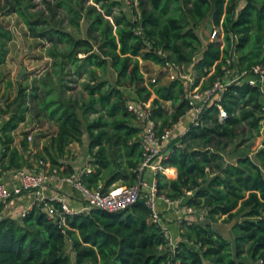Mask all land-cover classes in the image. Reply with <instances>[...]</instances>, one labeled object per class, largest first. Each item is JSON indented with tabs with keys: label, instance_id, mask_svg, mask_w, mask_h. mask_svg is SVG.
<instances>
[{
	"label": "trees",
	"instance_id": "16d2710c",
	"mask_svg": "<svg viewBox=\"0 0 264 264\" xmlns=\"http://www.w3.org/2000/svg\"><path fill=\"white\" fill-rule=\"evenodd\" d=\"M32 1L0 0V17L14 13L31 35L48 41L46 57L53 70L30 85L16 81L12 98L0 96V119L8 114L0 125V176L14 169L37 171L30 158L59 170L70 153L68 145L81 143L86 134L91 159L81 176L83 186L103 192L116 183L134 186L144 157L142 127L127 110L122 88L144 104L154 97L149 108L157 136L190 108L181 79L147 82L140 61L174 64L180 71L191 67L193 86L201 90L227 68L246 74L255 65L264 67V0H130L132 19L118 0H41L42 8L34 11ZM208 17L222 40L203 45L197 28ZM11 38L10 28L0 21V67ZM107 68L115 75L112 83L105 77ZM82 77L85 98L65 96L72 90L68 84ZM243 77L173 138L160 160L158 194L203 211V221H180L173 251L143 196L123 210L72 214L45 199L55 208L53 214L36 201L21 218L1 215L0 264H264V131L260 148L250 154L264 116L259 89ZM218 105L226 111L222 120ZM36 118L56 127L48 144L34 151L26 129L15 145L19 125ZM170 167L175 178L164 173ZM67 168L64 174L73 172ZM218 219L232 224L231 239L212 227Z\"/></svg>",
	"mask_w": 264,
	"mask_h": 264
},
{
	"label": "built area",
	"instance_id": "2783aa9c",
	"mask_svg": "<svg viewBox=\"0 0 264 264\" xmlns=\"http://www.w3.org/2000/svg\"><path fill=\"white\" fill-rule=\"evenodd\" d=\"M128 4H130V0H128ZM215 35L216 29H213L210 39H213ZM226 62L229 64L230 59L227 58ZM164 67L173 70L175 73H179V77L177 78L181 79L184 83L185 98H187L190 108L177 123L173 124L171 127L163 129L162 133L157 136L156 123L155 120L151 118L150 114V104L141 103L135 100L136 98H127V110L134 115L138 124H140L142 127L140 138L144 157L143 161L138 167L139 180L137 184L134 186L115 185L109 187L104 192L100 191L99 189L89 190L85 188L81 182V176L84 172H86V169H82L77 173L64 177L63 180L72 185L79 193L80 197H82L84 200L85 204L82 211H87L90 208H99L110 212L123 210L133 204L140 196L145 197L146 205L151 212L150 218L152 222H155L157 225H159L160 228L165 232L168 238V244L173 251L177 243L171 241V235L164 222L162 212L158 207V201H161L167 205H176L177 207L175 208V211L179 215H193L197 218L199 217L203 219V211L194 209L192 207L181 206L182 200H171L164 195L158 194L155 174L159 170L162 171L160 160L163 157H166L168 154L169 150L167 146L169 142L173 138L182 135L191 123H196L201 113L210 104L217 103L222 98L225 88L229 84L237 81L240 77H242V75L244 76L243 81H246L248 84L256 86L259 89L262 106L261 110L264 116V67L255 65L252 67L251 71L246 74H240L233 69L230 70L227 68L225 69L224 75L220 79L214 81V83L209 88L204 90H201L199 85L193 86V76L191 75L188 77L184 75L185 73H182L178 66L166 63ZM247 76L250 78L246 79ZM153 81H155V79H152V82ZM186 116H189V121L187 120V122L183 124V119H186ZM225 117L226 111L220 105H218V119L222 120ZM261 124V129L264 131V118L261 120ZM27 140L30 142L33 141V136L29 134L27 136ZM37 166V171H27L25 169L12 170L11 174L18 182L15 188L11 191L0 182V205L5 204L8 200H11L12 197L23 192L34 190L38 195L39 189L45 186L48 182L58 178V170L56 168H51L48 163L39 160ZM147 174H149L148 179L146 177ZM190 193L191 192H187V194ZM47 199L48 201L56 200L59 202L62 213L72 214L77 212L67 206L62 198ZM43 200L45 199L38 196L35 202H44V209L49 212V214H53L55 208L47 201ZM30 208L31 206L19 210L15 218L23 217Z\"/></svg>",
	"mask_w": 264,
	"mask_h": 264
},
{
	"label": "rangeland",
	"instance_id": "374dc122",
	"mask_svg": "<svg viewBox=\"0 0 264 264\" xmlns=\"http://www.w3.org/2000/svg\"><path fill=\"white\" fill-rule=\"evenodd\" d=\"M108 1H114V0H108ZM118 1L121 2L122 7L125 9L129 17L132 19L133 13H132L131 5L128 4V0H118ZM1 2L3 3V0H1ZM85 2H86L85 4H90V2L92 1L86 0ZM32 3L34 4V7L32 8L33 11L40 9L43 6V4L41 3V0H33ZM6 10L8 9H5V11ZM0 21H2L8 28H10L12 32V38L9 42L10 52H8L9 55L7 54L8 58L6 56V62L4 63V66L2 67L0 71V75L8 77V79L9 77H12L13 79L12 82H15L16 80L14 78L17 76V74L21 71V69H25V73L20 81L22 84L30 85V84H33L34 82L36 83V80L42 77L44 72L48 71L52 74L53 66L51 64V60L46 57L47 54L45 50L49 46H51L49 42L44 39L38 38V37L36 38L34 35H31V33L27 31L26 26L22 22V20L18 18L17 15H15L14 13H10V14H7V16L0 17ZM205 22L199 28H197L199 37L203 40H207L209 38L208 34L210 33L211 26H212L211 23L207 24ZM65 25L68 27L67 23ZM82 25H83L82 28L84 29L85 23L84 24L82 23ZM220 33L221 32H217V34H220ZM79 35L84 37V30H82ZM219 37H220V40H222L221 35H218L217 39ZM193 59L195 60L197 59V57ZM140 64L142 66L143 74L147 82L149 81L152 82V79H155L159 85H163V84H168L170 80H173L179 77L178 72L175 73L173 70L162 67L153 62L140 61ZM187 70H188V74H186ZM8 72H12V73H8ZM181 72L185 73L184 75L188 77L191 76V73L193 74V71H191V67H189L188 69L183 68L181 69ZM105 77L108 79L110 83H112L115 80V75L110 68H107ZM249 78H250L249 76L246 77V79H249ZM85 80L86 78L82 77L80 79H77L71 82V84H68L72 86V90L71 91L66 90L65 96H71L73 98L84 99L85 93L82 91L81 84ZM10 87H12V85ZM122 89L124 90V93L128 99L135 97L132 90L125 88V87H123ZM0 94H1V89H0ZM81 95L83 96L81 97ZM153 98L154 97L152 96L148 100L149 104L151 103V100ZM163 104L165 105L166 108H168V110H170L171 106L169 103H163ZM92 116L94 115H91L90 117L92 118ZM40 120H41L40 118H36L34 119V121H32V123L28 124L27 127H25V130L28 129L30 131L29 134L33 136V141L30 142V145L34 144V140H37V138L34 135L38 133V131L43 129L45 132H50L51 130H53V127L50 125V123L43 125V126L37 125L40 123ZM187 120L189 121V116L188 117L186 116V119H183V124L186 123ZM82 127H83V131L85 132V125L83 124ZM262 137H263V130L261 129L260 135L256 136L250 143L251 144L250 154H252L255 149L260 148ZM86 138H87L86 134H84L83 144L73 143L72 147L70 148L74 147L77 153L83 154L84 149L86 150V143H87ZM76 145L78 147H76ZM240 154H246V151H243ZM68 160H69V156L68 158H65L64 161L62 159V162L67 163ZM86 160L87 158L85 159V161ZM164 173L167 175L168 171L166 170ZM167 176L169 177V175ZM163 213L165 212L162 211V214ZM185 216L190 217V215L180 214V217H185ZM188 219L195 220V221L198 220L199 222L203 221V219L199 217L197 218L195 216L193 218H188ZM211 225L217 230H219L223 236L228 237L229 239L233 237V234L231 232V225H232L231 223L225 222L222 219H218L217 221L212 222ZM67 252L69 255H71L68 248H67Z\"/></svg>",
	"mask_w": 264,
	"mask_h": 264
},
{
	"label": "crops",
	"instance_id": "0c3cea01",
	"mask_svg": "<svg viewBox=\"0 0 264 264\" xmlns=\"http://www.w3.org/2000/svg\"><path fill=\"white\" fill-rule=\"evenodd\" d=\"M204 22L207 24H210L211 20L208 17L207 19H205L203 21V23ZM211 25H212V23H211ZM213 29H216V35L214 36L213 39H215L217 37L218 29L211 26L210 33L208 34L209 38L207 40L201 39L203 45L205 43H207L209 40H211L210 37H211V32ZM9 52H10V49H9ZM8 55H9V53H8ZM7 58H8V56H7ZM3 66H4V64L0 67V71H1ZM8 73H12V72H8ZM18 74H17V76H18ZM17 76L14 79L16 81H20L21 79H17ZM8 81L12 82L13 81L12 77H9V79H8V77H5L3 75L1 76V78H0V89H1L0 96L4 93H7L12 98L16 93L17 83H15L16 81L12 82L11 83L12 87H10L7 85ZM7 118H8V114L4 115V117L0 119V125L2 124V121H5ZM49 123L53 127V130H51L50 132H45L41 128L42 130H40V132H42L43 135L41 137L37 138V140H34V145H32L34 148V151H40L43 146L47 145L49 142V137L51 135H53L54 131L56 130V127H54L53 123L49 122V121H42L39 124H37V125L43 126V125H46ZM28 124L29 123H25V124L22 123L16 129V131L14 133L15 145L18 146L20 144V141L22 140L23 131H25V127H27ZM83 136L81 138L82 144H83ZM73 143L74 144H80L77 142H72L68 145L67 149L70 151V153H69V155H65L64 158H62V159L64 161V159L68 158V156H69V160L66 163L67 165L64 163L65 165L58 168L59 169L58 170V178H55L54 180L48 182L45 186H43L41 189H39L38 195L36 194V191L31 190V191L23 192L19 195L12 197L11 200H8L5 204L0 206V217H1V215H3V216H10V217L15 218V216L17 215L19 210L32 206V204L35 202V200L38 196L40 198H43V199L62 198L65 201V203L67 204V206H69L70 208H72L73 210H75L77 212H82V209L84 208V204H85L84 200L82 199V197H80V195L76 191V189L72 185H70L69 183L65 182L63 180V178L67 177L71 174L77 173L78 171H80L82 169H86V171L87 170L89 171L88 162L91 159V156L89 155L88 148H87L88 139H87V143H86V150L84 149L83 154L77 153L74 147H73L74 149L70 148V147H72ZM76 147H78V146L76 145ZM26 154H28V153H26ZM89 157H90V159H89ZM86 158H87V160L85 161ZM29 162L33 167H35V168L37 167V164L35 163V161L32 158H30ZM69 166L72 168L73 172L70 174H64L66 172V169H68L67 167H69ZM166 170L168 171L167 175H169L170 178H175L176 170L174 168H172V167L166 168L164 171H166ZM11 171L12 170H10L8 172H4L0 176V182L3 183L4 186L6 188H8L10 191L15 188V186L17 185V182H18L13 177V175L11 174ZM66 173H69V172H66ZM146 177L149 178V174H147ZM115 185H118V184L116 183L113 186H115ZM158 207L161 210V212L162 211L165 212L162 215L164 217V222L168 228V231L171 235V239H172L171 241H173L174 243H177L180 240V232H181L180 231V220L185 219V220L189 221L188 218H193L194 216L191 215L190 217H187V216L180 217V215L175 211V208L177 207L176 205H167L161 201H158ZM191 221H195V220H191ZM196 222H199V221L196 220ZM214 229L217 230L216 228H214ZM217 231L221 234V232L219 230H217ZM225 238L229 239L228 237H225Z\"/></svg>",
	"mask_w": 264,
	"mask_h": 264
},
{
	"label": "water",
	"instance_id": "95a60500",
	"mask_svg": "<svg viewBox=\"0 0 264 264\" xmlns=\"http://www.w3.org/2000/svg\"><path fill=\"white\" fill-rule=\"evenodd\" d=\"M24 73H25V69H21L20 73L17 76V79H21Z\"/></svg>",
	"mask_w": 264,
	"mask_h": 264
}]
</instances>
